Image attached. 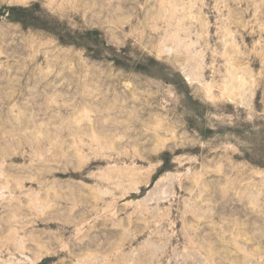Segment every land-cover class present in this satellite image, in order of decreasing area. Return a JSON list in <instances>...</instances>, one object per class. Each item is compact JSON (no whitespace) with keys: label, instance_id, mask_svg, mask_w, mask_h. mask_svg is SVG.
Returning a JSON list of instances; mask_svg holds the SVG:
<instances>
[{"label":"rangeland","instance_id":"obj_1","mask_svg":"<svg viewBox=\"0 0 264 264\" xmlns=\"http://www.w3.org/2000/svg\"><path fill=\"white\" fill-rule=\"evenodd\" d=\"M0 264H264V0H0Z\"/></svg>","mask_w":264,"mask_h":264}]
</instances>
